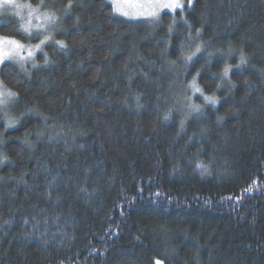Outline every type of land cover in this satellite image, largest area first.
Here are the masks:
<instances>
[{
    "label": "trees",
    "instance_id": "trees-1",
    "mask_svg": "<svg viewBox=\"0 0 264 264\" xmlns=\"http://www.w3.org/2000/svg\"><path fill=\"white\" fill-rule=\"evenodd\" d=\"M23 1L39 27L0 22L40 45L0 65V264H264V0L153 22Z\"/></svg>",
    "mask_w": 264,
    "mask_h": 264
},
{
    "label": "rangeland",
    "instance_id": "rangeland-1",
    "mask_svg": "<svg viewBox=\"0 0 264 264\" xmlns=\"http://www.w3.org/2000/svg\"><path fill=\"white\" fill-rule=\"evenodd\" d=\"M108 2L113 6V9L117 16L133 22H153L159 19L163 13L174 14L177 11L183 12L185 9L191 8L188 6V0H179V3H181L183 7L176 8L174 10L163 8L160 5V3L155 2V0H108ZM163 2H167V0H163ZM13 3L18 5H24V4L29 5L23 0H13ZM116 5L120 7L121 12H127L128 15L125 16L121 14V12L116 11L115 9ZM29 8L34 9L30 5ZM28 12L29 9H21L22 16L26 18L22 19L21 16H17V17L18 19H20L21 25L24 29L25 26H27V30H32L34 26L36 27L35 15L38 13L34 11L31 13V16H29ZM8 13H12V10L10 8H6L3 3V0H0V22L2 17L7 15ZM150 13H155V15H150ZM37 25H39V22H37ZM0 47H3L5 51H10L9 57L4 59L3 62H8L10 59H12L15 63L22 65H27V62H30L29 60H31V57L34 55V52L38 49L37 47L34 48L24 47L21 49H15L14 46L11 44L0 45ZM29 51L32 52L31 56L28 55ZM2 63H0V65ZM6 99H7V93H5V90H3L0 85V106H3L5 104Z\"/></svg>",
    "mask_w": 264,
    "mask_h": 264
},
{
    "label": "snow or ice",
    "instance_id": "snow-or-ice-1",
    "mask_svg": "<svg viewBox=\"0 0 264 264\" xmlns=\"http://www.w3.org/2000/svg\"><path fill=\"white\" fill-rule=\"evenodd\" d=\"M155 2L157 3H160V5L163 7V8H167V9H176V8H181L183 7V5L181 3H179V0H167V2H163V0H155ZM3 3L5 4H12L13 3V0H3ZM188 6L189 7H192L193 6V0H188ZM115 9L116 11L118 12H121V9L118 5L115 6ZM121 14L127 16L128 13L127 12H121ZM150 15H155V13H150ZM25 31H27V29H25ZM47 39V38H46ZM41 44H44L45 43V40H41L40 42ZM59 43V42H58ZM8 44H11L14 46L15 49H21L23 48V45H21L20 43H18L17 41L15 40H7V39H4V38H0V45H8ZM61 46L63 47V45L61 44ZM37 48L40 47V45H36ZM201 49L199 47L196 48V53L200 52ZM196 53H193V56L196 54ZM10 55V51H5V49L3 47H0V63L3 62L4 59L8 58ZM28 55L31 56L32 55V52L29 51L28 52ZM192 56H189L187 57L186 59L187 60H192ZM240 63L243 64L245 63V58L243 56H241L240 58ZM224 74L227 75L228 74V69L225 68L224 70ZM193 87H195V90L197 92H201V89L196 87L195 86V80L193 81ZM8 96H14L15 93H12V92H8L7 93ZM204 100L206 102H210L212 104H215L216 101L213 97H209V96H205L204 97ZM169 117L167 115H165L164 119L167 120ZM197 167L198 168H201L203 169L202 171V174H204V172L207 171L206 169V166L202 165V164H197ZM255 183V182H254ZM155 264H161V261L160 260H156Z\"/></svg>",
    "mask_w": 264,
    "mask_h": 264
},
{
    "label": "clouds",
    "instance_id": "clouds-1",
    "mask_svg": "<svg viewBox=\"0 0 264 264\" xmlns=\"http://www.w3.org/2000/svg\"><path fill=\"white\" fill-rule=\"evenodd\" d=\"M6 8H10L12 10V14L16 16H21L22 19H25L26 17H23L21 14V9H29L28 15L31 16V13L36 11L35 9H30L29 5L24 4V5H18L15 3L12 4H4ZM36 27H39V25H36ZM25 29H27V26H25Z\"/></svg>",
    "mask_w": 264,
    "mask_h": 264
}]
</instances>
